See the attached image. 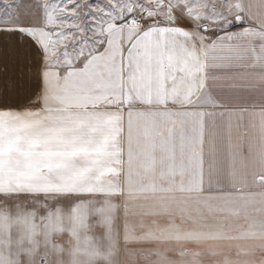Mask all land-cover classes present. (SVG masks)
Segmentation results:
<instances>
[{
	"label": "snow or ice",
	"instance_id": "6c2138e0",
	"mask_svg": "<svg viewBox=\"0 0 264 264\" xmlns=\"http://www.w3.org/2000/svg\"><path fill=\"white\" fill-rule=\"evenodd\" d=\"M0 264H264V0H0Z\"/></svg>",
	"mask_w": 264,
	"mask_h": 264
}]
</instances>
